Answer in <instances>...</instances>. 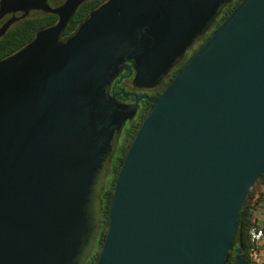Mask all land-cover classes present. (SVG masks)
<instances>
[{"label":"water","instance_id":"1","mask_svg":"<svg viewBox=\"0 0 264 264\" xmlns=\"http://www.w3.org/2000/svg\"><path fill=\"white\" fill-rule=\"evenodd\" d=\"M84 1L0 0V15L57 16L0 59V264H85L137 102L119 105L111 80L132 67L156 84L232 0H104L63 34ZM148 100L92 264H226L264 173V0H240Z\"/></svg>","mask_w":264,"mask_h":264},{"label":"flooded vegetation","instance_id":"2","mask_svg":"<svg viewBox=\"0 0 264 264\" xmlns=\"http://www.w3.org/2000/svg\"><path fill=\"white\" fill-rule=\"evenodd\" d=\"M63 1L64 0H46L48 6L52 8L57 7ZM49 14L55 15V17L57 18L56 14L54 13L44 11L41 9H35V8H30L26 12L24 10L8 11L0 15V31L4 27V25L10 21L9 24L6 26L5 30L3 31V33L0 34V59L6 56L7 54L11 53L12 51L16 50L17 48H19L20 46H22L24 43L28 41L27 40L21 44V42L23 41V36L19 35L18 38L13 42L15 47L11 51H8L9 45H8L7 36L11 29L15 28L18 23L24 20H31V19L35 20L36 19L38 21L40 17H45ZM215 26L216 24H215V19H214L211 22V24L208 26V28L202 34L196 36L192 40V42L186 47L184 52L178 58H176L172 66L168 69V71L164 74V76L160 79V81L154 85L138 86L134 84L133 78H134L135 70L132 67H131V71L123 69L120 72H118L116 76H114L109 86V93L110 95L113 96L114 100L121 106H128L132 104L135 101V99H137V102H136V107H135L134 112L131 114L130 117L124 120L122 126L120 127V130L118 131L116 135V138L114 140L115 146H114V152H113L112 158L115 156L119 148V145H121L123 142H124V147H123V153H124L125 145L127 141L132 136L134 129L136 125L138 124L139 119L142 117V115L144 114V112L150 105V102L148 99L154 98L159 94L161 88L167 83V81L179 69L180 65L192 54V52L202 42V40L215 28ZM124 63L126 65L128 64L130 65V61H125ZM144 96H147V98H145ZM135 121H136V124H133ZM131 125H132V130L129 132L127 131V129L131 127ZM123 153L120 155V159ZM116 168H117V165H116ZM110 170H111V163L109 167V172Z\"/></svg>","mask_w":264,"mask_h":264},{"label":"trees","instance_id":"3","mask_svg":"<svg viewBox=\"0 0 264 264\" xmlns=\"http://www.w3.org/2000/svg\"><path fill=\"white\" fill-rule=\"evenodd\" d=\"M102 1L103 0H85L84 2H82L76 8L74 14L71 16L68 23L66 24L63 34L72 33L81 23V21L87 17L90 11ZM239 1L240 0H232L228 4H226L222 8L221 12L216 16L215 24L217 25L229 13V11H231V9L234 8V6ZM55 19H56L55 15L49 14L45 17H40L38 21L36 19L35 20L31 19V20H24L18 23L17 26L11 29L8 33L7 36L8 45H9L8 51H11L15 47L13 42L18 38L19 35L23 36V41L21 42L22 44L25 41L29 40L38 29H41L42 27L52 23ZM133 124H136V121ZM131 130H132V125L127 129V131L130 132ZM123 147H124V142L121 145H119V148L115 156L111 160V170L106 177L104 189L100 195L101 210H100L99 233L97 235L94 248L90 253V256L87 258L85 264H92V261L96 255V248L100 243L102 231L107 221L108 204L111 195L113 180L115 177L116 165L120 159V155L123 153ZM261 184H264L263 174L255 180L253 185L249 188L247 196L245 197V201L233 236L232 249L229 251L226 264L234 263L235 248L241 249L244 264H250L248 259V250L250 246L248 229L255 221L253 214L255 211L256 204L262 196V193L259 191L255 200L252 201L255 194L254 190H256V187L257 189L260 188Z\"/></svg>","mask_w":264,"mask_h":264},{"label":"built area","instance_id":"4","mask_svg":"<svg viewBox=\"0 0 264 264\" xmlns=\"http://www.w3.org/2000/svg\"><path fill=\"white\" fill-rule=\"evenodd\" d=\"M264 179V173H263ZM263 229L253 223L248 229L249 250L248 259L250 264H264V252L259 248L263 237Z\"/></svg>","mask_w":264,"mask_h":264},{"label":"rangeland","instance_id":"5","mask_svg":"<svg viewBox=\"0 0 264 264\" xmlns=\"http://www.w3.org/2000/svg\"><path fill=\"white\" fill-rule=\"evenodd\" d=\"M255 191V194H254V197H253V200H255V198L257 197V194L258 192L262 191V196L261 198L259 199V201L257 202L256 204V207H255V211H254V223L259 226V227H262L264 228V184H261L260 188L257 189L256 187V190ZM253 204V203H252ZM263 233H264V230H263ZM259 248L261 249L262 252H264V234H263V237H262V240H261V244L259 246Z\"/></svg>","mask_w":264,"mask_h":264},{"label":"crops","instance_id":"6","mask_svg":"<svg viewBox=\"0 0 264 264\" xmlns=\"http://www.w3.org/2000/svg\"><path fill=\"white\" fill-rule=\"evenodd\" d=\"M262 192V191H261ZM262 228V227H261ZM264 230V228H262Z\"/></svg>","mask_w":264,"mask_h":264}]
</instances>
